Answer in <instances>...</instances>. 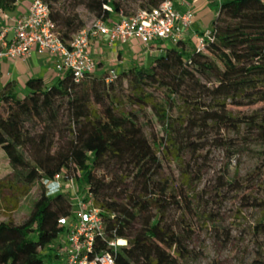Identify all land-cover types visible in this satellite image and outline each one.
Returning a JSON list of instances; mask_svg holds the SVG:
<instances>
[{"label": "trees", "instance_id": "trees-1", "mask_svg": "<svg viewBox=\"0 0 264 264\" xmlns=\"http://www.w3.org/2000/svg\"><path fill=\"white\" fill-rule=\"evenodd\" d=\"M18 1L0 0V13L14 12ZM46 1L64 38L84 26L77 12L65 11L62 0ZM125 1L73 0L104 20L120 12L129 15ZM135 1L141 9L156 6L162 0ZM103 5L110 6L111 11ZM211 34L213 41L203 50L180 39L148 66L133 64L119 73L115 70L112 78L109 70L92 72L78 82L71 72L63 73L52 83L32 77L26 82L22 97L15 82L5 83L0 89V100L6 103L5 115H0V148L10 163L19 167L17 180L24 187L23 193L36 181L40 182V193L21 223L0 221V264L52 261V244L68 229L59 219L75 218L71 194L48 195L42 184L43 179H53L56 174L65 179L74 177L78 195L86 188L82 199L91 198L98 209L106 240H126L125 245L117 247L114 264H177L179 258L189 255L185 235L162 219L170 206L181 204L180 199L167 192L166 183L155 180L162 166L157 149L166 139L146 135L138 112H116L114 90L121 80L127 79L135 88L134 98L127 96L132 103H143L148 92L142 91L158 81L172 99L176 92L192 95L195 91L197 99L193 103L199 114L191 118V123L211 119L232 127L243 124L250 131H257L264 143V109L232 116L226 104L228 99L236 105L244 101L264 103V0H223L212 21ZM207 97L211 99L209 103L205 101ZM161 103L156 105L155 116L168 133L171 126L165 123L167 101ZM63 111L70 137L57 151L43 154L39 148L45 146L46 130L34 133L32 126L41 122L42 127L52 130ZM228 141L220 139L219 145H230ZM101 168L112 170L109 181L104 175H96L95 171ZM121 169L131 178V185L117 178L116 172ZM73 172L79 175L74 176ZM4 184L0 181V187ZM182 202L183 208L190 207L187 194L182 195ZM259 225L264 232V223ZM106 246V241L95 240V251Z\"/></svg>", "mask_w": 264, "mask_h": 264}, {"label": "rangeland", "instance_id": "rangeland-1", "mask_svg": "<svg viewBox=\"0 0 264 264\" xmlns=\"http://www.w3.org/2000/svg\"><path fill=\"white\" fill-rule=\"evenodd\" d=\"M61 6L66 12H77L84 26L97 17L73 0H62ZM124 6L126 13L132 14L139 9V2L126 0ZM134 61L139 66L150 63ZM115 69L119 73L124 67ZM4 85H0V89ZM116 88L115 111L138 112L145 124L146 135L155 139L164 136L166 139L157 149L162 166L155 180L159 184L166 183L167 192L181 200V204L170 206L162 215L165 223L187 239L190 253L179 258L177 264H264V232L259 227L264 223V154L261 153L264 143L258 132L250 131L243 124L232 127L211 119L191 123V118L199 114V108L193 103L197 99L195 91L192 95L176 92L172 99L158 81L142 91V94L148 92L143 103H132L127 96H132L135 88L127 79L121 80ZM165 101L168 104L164 105ZM205 101L209 103L210 97ZM160 103L166 108L165 123L171 126L168 133L155 116L156 105ZM226 104L232 116L249 115L264 109V103L248 104L244 101L236 105L228 99ZM96 109L100 110L101 106L97 105ZM5 112L6 103L0 100V115L4 116ZM43 129L47 138L45 146L39 148L40 152L53 153L66 145L70 132L65 111L61 112L54 129L48 130L40 122L32 126L31 132L39 133ZM220 139H229L230 145H219ZM19 171V167L13 166L0 148V181L5 182L0 187V221L21 223L40 193L39 181L23 193L24 187L17 180ZM111 171L101 168L95 172L109 181L113 176ZM116 173L118 179L131 185L126 171L121 169ZM72 175L78 176L79 172ZM86 191L83 188L79 200H83ZM185 194L190 197L189 208L182 206V195ZM83 201L93 205L91 198ZM77 202V198L72 199L73 211L77 209Z\"/></svg>", "mask_w": 264, "mask_h": 264}, {"label": "built area", "instance_id": "built-area-1", "mask_svg": "<svg viewBox=\"0 0 264 264\" xmlns=\"http://www.w3.org/2000/svg\"><path fill=\"white\" fill-rule=\"evenodd\" d=\"M111 11L110 6L103 5ZM2 13H0L1 15ZM193 22L191 9L180 11L172 0H162L158 5L141 8L136 12L118 14V19L109 21L96 17L89 25L83 26L68 38L50 16V6L46 0H31L26 13L12 18L14 35L6 37L7 29L0 30V59L25 58L33 52L57 56L55 70L58 76L71 72L75 81H80L94 72L96 63L90 55L92 39L105 36L109 45L126 43L137 39L147 45L156 40L175 44L183 39ZM194 47L203 50L213 41L211 30L195 34ZM111 78L115 70H109ZM42 184L48 195L70 193L77 198L75 218H60L59 223L68 229L52 244V261L42 264H114V253L125 239L106 240L105 226L98 209L91 202L79 200L74 177L56 174L53 179H43ZM106 241L105 249L95 251V240Z\"/></svg>", "mask_w": 264, "mask_h": 264}, {"label": "crops", "instance_id": "crops-1", "mask_svg": "<svg viewBox=\"0 0 264 264\" xmlns=\"http://www.w3.org/2000/svg\"><path fill=\"white\" fill-rule=\"evenodd\" d=\"M31 0H19L14 12L2 13L0 15V30L7 29L6 37L14 35L12 18L26 13ZM176 9L184 11L191 9L193 22L188 29L184 40L192 41L194 46L195 34H201L205 30H211L212 21L217 15L220 3L223 0H172ZM217 5V6H216ZM216 8L214 9V7ZM118 15H111L108 20H117ZM169 41H154L147 45L137 39L129 40L126 43H115L109 45L105 36L94 38L89 45V52L96 63L95 74L117 67H128L133 65L134 60L151 62L161 55ZM174 45L173 43H171ZM57 56L47 53L37 54L33 52L25 58L9 60L0 59V85L9 81L15 82V89L19 95L26 91V82L32 77H40L46 83H52L58 78L55 70Z\"/></svg>", "mask_w": 264, "mask_h": 264}, {"label": "bare ground", "instance_id": "bare-ground-1", "mask_svg": "<svg viewBox=\"0 0 264 264\" xmlns=\"http://www.w3.org/2000/svg\"><path fill=\"white\" fill-rule=\"evenodd\" d=\"M123 239H120V242H122Z\"/></svg>", "mask_w": 264, "mask_h": 264}]
</instances>
